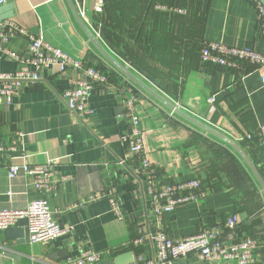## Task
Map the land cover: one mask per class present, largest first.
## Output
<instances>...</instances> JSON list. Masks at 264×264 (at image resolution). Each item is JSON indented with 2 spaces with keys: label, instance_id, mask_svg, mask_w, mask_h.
Instances as JSON below:
<instances>
[{
  "label": "crops",
  "instance_id": "obj_1",
  "mask_svg": "<svg viewBox=\"0 0 264 264\" xmlns=\"http://www.w3.org/2000/svg\"><path fill=\"white\" fill-rule=\"evenodd\" d=\"M102 1V10L97 11L98 0H73L106 49L170 102L231 137L264 179V145L258 137L264 125V85L258 71L247 63L228 71L200 59L205 41L262 50L250 0ZM160 6L184 12L162 11ZM4 20L99 68L108 80L95 87L89 99L92 113L83 120L67 110L63 99L71 80L80 78L71 70H43L40 81L22 85L11 105L0 104V209H24L43 199L60 225L73 227L44 243H25L16 235L24 228L19 222L0 231V264H65L85 250L100 253L101 262L124 253L152 259L150 238L133 243L139 231L151 234L149 189L191 180L201 182L203 200L164 215L168 237L193 236L237 214L241 236L259 242L255 261L249 264H264V196L240 158L236 156L242 169L231 159L229 147L171 113L108 63L76 24L65 0H6L0 7V21ZM7 48L26 56L28 40L14 37ZM21 67L4 57L0 74L13 75ZM132 95L137 96L135 109L152 183L149 178L134 181V162L121 140L130 131L124 103ZM51 162L58 183L50 194L37 192L29 176L8 178L10 165ZM95 193L104 196L66 209ZM173 264L233 263L187 257Z\"/></svg>",
  "mask_w": 264,
  "mask_h": 264
},
{
  "label": "built area",
  "instance_id": "obj_2",
  "mask_svg": "<svg viewBox=\"0 0 264 264\" xmlns=\"http://www.w3.org/2000/svg\"><path fill=\"white\" fill-rule=\"evenodd\" d=\"M98 1L95 10L101 11L103 1ZM250 2L255 10L257 31L263 44L262 50L229 46L221 41H205L200 51V59L204 64L222 67L228 71L240 70L242 65L247 63L258 71L260 81L264 85V4L260 0H250ZM5 3L6 0H0V7ZM158 9L172 13L184 12V10L165 6H160ZM78 11L82 19L85 20L84 12ZM17 36L25 37L28 40L26 56L18 55L7 48L9 41ZM4 57L13 59L22 67L13 75L0 74L1 105H11L23 84L40 81L41 71L64 72L71 70L78 72L80 78L71 80L70 87L63 93V99L67 110L79 120H83L92 113L89 99L95 87L105 84L108 80L107 74L86 65L80 59L71 57L60 48L46 43L41 37L28 34L24 28L11 20L0 21V64ZM132 88L137 89L133 85ZM136 102L137 96L132 95L124 103L130 131L121 140L128 145L127 153L134 162V181L149 178L152 183V166L144 149L143 133L135 109ZM210 102H213V99ZM258 137L264 145V125L259 128ZM2 151L3 147L0 145V154ZM53 166V162L43 166L10 165L7 175L10 180L19 175L29 176L32 178V185L37 192L50 194L58 183L53 177ZM149 192L151 234L146 235L143 231H139V237L133 243L140 245L150 238L153 244V258L138 259L139 264H173L174 261L187 257H195L197 260L205 262L233 264H249L255 261L259 242L252 237L241 236L242 224L237 214L231 215L219 225L203 228L193 236L180 239L168 237L163 227L164 215L172 213L179 205L202 201L204 191L199 180L162 186L158 190L150 187ZM103 196V193L88 195L86 199L77 201L66 209H78ZM110 203L112 210L119 217L120 210L116 201L112 199ZM24 219L27 222L31 243L52 241L70 233L73 229L72 226L60 225L54 218V212L49 208L47 202L41 199L28 203L24 209H0V231L9 230ZM100 262V253L85 250L78 257L67 259L65 264H99Z\"/></svg>",
  "mask_w": 264,
  "mask_h": 264
},
{
  "label": "water",
  "instance_id": "obj_3",
  "mask_svg": "<svg viewBox=\"0 0 264 264\" xmlns=\"http://www.w3.org/2000/svg\"><path fill=\"white\" fill-rule=\"evenodd\" d=\"M65 3L71 13L74 21L79 26V28L83 31L87 39L90 43L96 48V50L104 57V59L110 63L117 71L127 77L134 85L140 88L144 93L148 96L152 97L159 104L167 108L171 113L186 121L187 123L193 125L197 129L203 131L206 135L212 136L218 141L222 142L224 145L229 147L243 162L246 168L251 173L255 182L258 184L260 188L261 194L264 196V179L259 173L257 167L253 164L250 158L247 156L245 151L229 136L224 135L223 133L217 131L216 129L206 125L199 119L194 118L193 116L186 113L181 107L175 103L170 102L167 98L164 97L160 92H158L155 88H153L146 81H143L138 75H136L128 65H125L119 59H117L114 55H112L106 47L103 45L101 41H99L98 37L95 33H93L89 27L85 24L84 20L80 16L79 11L74 5L73 0H65ZM19 224L24 228L17 234H20L24 237L25 243H29V232L27 228L26 220H20ZM99 264H139L137 255L134 253H124L118 256L113 257L112 259L102 261Z\"/></svg>",
  "mask_w": 264,
  "mask_h": 264
},
{
  "label": "rangeland",
  "instance_id": "obj_4",
  "mask_svg": "<svg viewBox=\"0 0 264 264\" xmlns=\"http://www.w3.org/2000/svg\"><path fill=\"white\" fill-rule=\"evenodd\" d=\"M142 77V76H141ZM148 83H150L149 81H146ZM151 84V83H150ZM153 86V85H152ZM154 87V86H153ZM156 90H158L156 87H154ZM217 141V140H216ZM219 142V141H218ZM221 143V142H220ZM222 144V143H221ZM224 145V144H223ZM230 149V148H229ZM230 153H231V159L234 161V163H238V165L240 166V168L242 169V166H241V163H240V160L237 158L238 156L235 155L233 153V151L230 149ZM237 156V157H236Z\"/></svg>",
  "mask_w": 264,
  "mask_h": 264
},
{
  "label": "trees",
  "instance_id": "obj_5",
  "mask_svg": "<svg viewBox=\"0 0 264 264\" xmlns=\"http://www.w3.org/2000/svg\"><path fill=\"white\" fill-rule=\"evenodd\" d=\"M94 68H96V67H94ZM96 69L100 70L99 68H96ZM100 71H102V70H100ZM102 72H103V71H102ZM240 232H241V229H240Z\"/></svg>",
  "mask_w": 264,
  "mask_h": 264
}]
</instances>
